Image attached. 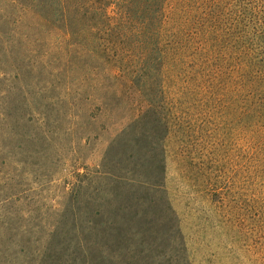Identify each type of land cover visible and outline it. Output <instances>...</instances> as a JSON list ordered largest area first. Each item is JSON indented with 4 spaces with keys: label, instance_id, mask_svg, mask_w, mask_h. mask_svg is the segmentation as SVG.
Returning <instances> with one entry per match:
<instances>
[{
    "label": "rangeland",
    "instance_id": "1",
    "mask_svg": "<svg viewBox=\"0 0 264 264\" xmlns=\"http://www.w3.org/2000/svg\"><path fill=\"white\" fill-rule=\"evenodd\" d=\"M35 21L0 0V264H41L47 253L56 264H260L262 201L256 184L250 207L241 125L220 144L219 128L197 124L192 145L212 176L221 155L236 191L233 254L232 230L214 224L178 163L168 155L161 169L149 156V120L160 117V129L166 118L163 90L144 77L138 90V80L116 78L115 58L59 44V30Z\"/></svg>",
    "mask_w": 264,
    "mask_h": 264
},
{
    "label": "trees",
    "instance_id": "2",
    "mask_svg": "<svg viewBox=\"0 0 264 264\" xmlns=\"http://www.w3.org/2000/svg\"><path fill=\"white\" fill-rule=\"evenodd\" d=\"M9 2L35 16L34 27L49 24L59 30V44L67 39V45L81 47L85 56L91 51V57L115 58L116 78H127L132 85L138 80L137 89L145 90L148 87L140 84L144 77L163 90L166 118L160 129L155 127L160 117L149 120L153 130L147 134L149 156L159 164L161 161V169L162 159L168 155L178 163L180 176L195 189L200 203L210 201L214 224L222 229L228 224L232 230L229 252L233 254L240 248L235 240L236 191L230 192L222 180L221 155H215L219 167L212 176L204 158L196 160L192 145L199 143L194 136L197 124L212 123L219 128L216 138L221 135L220 144L233 128L237 135L240 124L246 148L248 199L253 208L258 184L264 226V0ZM85 30L95 32L86 36ZM100 30H116L115 38H106ZM254 229L251 223L250 230ZM58 260V255L47 253L41 264H56ZM260 264H264V257Z\"/></svg>",
    "mask_w": 264,
    "mask_h": 264
}]
</instances>
